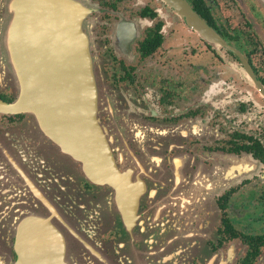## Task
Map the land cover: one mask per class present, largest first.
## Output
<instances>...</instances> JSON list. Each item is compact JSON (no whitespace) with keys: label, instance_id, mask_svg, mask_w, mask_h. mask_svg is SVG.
<instances>
[{"label":"flooded vegetation","instance_id":"flooded-vegetation-1","mask_svg":"<svg viewBox=\"0 0 264 264\" xmlns=\"http://www.w3.org/2000/svg\"><path fill=\"white\" fill-rule=\"evenodd\" d=\"M26 1L0 0V104L53 76L87 87L89 69L108 162L88 170L0 111L3 219L48 217L65 264H264V10L185 0L227 49L161 0H69L73 21L59 3L65 26L42 36Z\"/></svg>","mask_w":264,"mask_h":264},{"label":"water","instance_id":"water-1","mask_svg":"<svg viewBox=\"0 0 264 264\" xmlns=\"http://www.w3.org/2000/svg\"><path fill=\"white\" fill-rule=\"evenodd\" d=\"M161 1L178 15L187 28L195 31L208 45L212 47L219 45L229 49L185 0ZM254 1L264 10V0ZM26 2L31 4L27 11L30 14L29 19L36 18L39 21L36 22V28L33 31L35 34L38 30L39 36H42L43 32L46 33V28L56 33L59 27L65 26L64 16H60V11L65 9L60 10L59 3L66 6L68 15H71V21L75 18V8L73 5L68 6L69 0H28ZM54 13L57 21L60 20L61 23L54 21V17L51 16ZM68 23L65 24L68 25ZM16 29L17 23L14 27V35L17 34ZM66 35H71L72 44L78 43L76 50L79 51L80 34L76 30V24H72ZM34 43L35 41L31 40V44L34 45ZM89 61L88 58V63ZM86 77L87 87H81L80 84H78L80 87H62L58 85L59 77L57 76L51 77V85L46 89L25 87L18 101L11 105L0 104V111L31 114L37 120L36 127L43 136L52 140L62 152L69 153L82 162L88 170L99 173L102 164L107 167L108 158L105 143L93 122L97 103L89 69ZM75 78L80 83L84 76L73 75V80ZM2 205L0 203L1 207ZM1 207L0 264H65L63 237L57 229L51 227L48 217L26 218L19 225L15 217L3 219ZM11 237L13 242L10 244ZM10 247L16 257L14 261H10Z\"/></svg>","mask_w":264,"mask_h":264},{"label":"rangeland","instance_id":"rangeland-1","mask_svg":"<svg viewBox=\"0 0 264 264\" xmlns=\"http://www.w3.org/2000/svg\"><path fill=\"white\" fill-rule=\"evenodd\" d=\"M213 48H216V47H213ZM81 166V165H80ZM81 169V168H80ZM53 226V225H52ZM79 248V246L78 245H76V249H78Z\"/></svg>","mask_w":264,"mask_h":264}]
</instances>
